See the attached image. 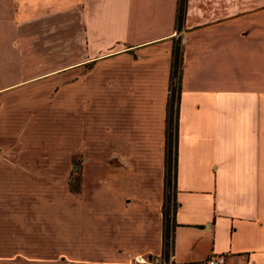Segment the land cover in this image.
<instances>
[{"label": "crops", "instance_id": "obj_1", "mask_svg": "<svg viewBox=\"0 0 264 264\" xmlns=\"http://www.w3.org/2000/svg\"><path fill=\"white\" fill-rule=\"evenodd\" d=\"M178 6L0 0V93L20 87L14 92L33 98L59 82L61 146L82 159L78 192L66 193L60 208L67 264L164 256L175 46L181 72L166 264H205L211 255L264 264V0H183L179 24Z\"/></svg>", "mask_w": 264, "mask_h": 264}, {"label": "rangeland", "instance_id": "obj_2", "mask_svg": "<svg viewBox=\"0 0 264 264\" xmlns=\"http://www.w3.org/2000/svg\"><path fill=\"white\" fill-rule=\"evenodd\" d=\"M53 61L60 67V57ZM19 88L0 93V264H67L59 238L60 208L66 193L75 197L78 192L82 159L61 146L59 82L55 89L38 88L33 98L28 91L15 93ZM168 180L170 187L171 172ZM166 209L171 225L170 198ZM168 250L161 259L139 255L131 261L166 264ZM30 251L34 259L25 255Z\"/></svg>", "mask_w": 264, "mask_h": 264}, {"label": "trees", "instance_id": "obj_3", "mask_svg": "<svg viewBox=\"0 0 264 264\" xmlns=\"http://www.w3.org/2000/svg\"><path fill=\"white\" fill-rule=\"evenodd\" d=\"M182 6L183 0H179L178 6V15H177V22L180 23L182 19ZM180 63L181 57L179 55V49L175 46L172 55V63H171V72H170V87H169V97H168V112L166 116V150H165V175H164V185H165V196H164V203H163V244H164V254H166L167 248L170 246V241L168 240V236L170 235V230L172 224L169 225L167 219V209L166 204L171 199L172 204V213L174 211L175 205L174 200L171 198L170 187L168 186L169 180V172H171L172 177L174 176V167H175V126H176V114L173 110V103H174V93L179 88L174 87V84H177L180 78Z\"/></svg>", "mask_w": 264, "mask_h": 264}, {"label": "built area", "instance_id": "obj_4", "mask_svg": "<svg viewBox=\"0 0 264 264\" xmlns=\"http://www.w3.org/2000/svg\"><path fill=\"white\" fill-rule=\"evenodd\" d=\"M143 263V260H140ZM224 256L222 255H211L209 259L205 262V264H223Z\"/></svg>", "mask_w": 264, "mask_h": 264}, {"label": "bare ground", "instance_id": "obj_5", "mask_svg": "<svg viewBox=\"0 0 264 264\" xmlns=\"http://www.w3.org/2000/svg\"><path fill=\"white\" fill-rule=\"evenodd\" d=\"M140 262V261H139ZM142 263V262H141Z\"/></svg>", "mask_w": 264, "mask_h": 264}]
</instances>
